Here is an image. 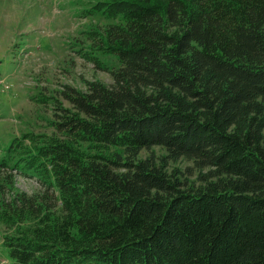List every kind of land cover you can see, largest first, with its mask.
I'll return each mask as SVG.
<instances>
[{"label": "trees", "instance_id": "trees-1", "mask_svg": "<svg viewBox=\"0 0 264 264\" xmlns=\"http://www.w3.org/2000/svg\"><path fill=\"white\" fill-rule=\"evenodd\" d=\"M93 12L114 19L86 52L113 83L38 99L54 100L52 131L0 154L6 186L22 174L43 188L0 200L15 264H264V0ZM180 159L207 169L202 185L170 168Z\"/></svg>", "mask_w": 264, "mask_h": 264}, {"label": "rangeland", "instance_id": "rangeland-1", "mask_svg": "<svg viewBox=\"0 0 264 264\" xmlns=\"http://www.w3.org/2000/svg\"><path fill=\"white\" fill-rule=\"evenodd\" d=\"M101 0H0V154L13 138L25 132H51L54 100L64 85L81 90L88 82L113 83L111 73L99 68L86 54L94 42L89 32L114 19L93 12ZM110 67L119 66L117 56L96 52ZM154 152L163 153L155 147ZM151 154L150 150L142 157ZM180 171L187 184L202 185L207 169L193 161L180 159L170 163ZM7 171L0 170V177ZM3 187V188H1ZM17 191L39 195L43 188L32 177L16 174L12 187L0 178V200ZM0 222V264H15L2 239Z\"/></svg>", "mask_w": 264, "mask_h": 264}]
</instances>
